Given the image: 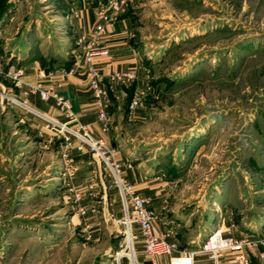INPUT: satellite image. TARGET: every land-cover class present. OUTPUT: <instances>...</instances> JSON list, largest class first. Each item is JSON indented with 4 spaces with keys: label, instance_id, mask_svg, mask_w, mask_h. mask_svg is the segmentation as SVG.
I'll return each mask as SVG.
<instances>
[{
    "label": "rangeland",
    "instance_id": "rangeland-1",
    "mask_svg": "<svg viewBox=\"0 0 264 264\" xmlns=\"http://www.w3.org/2000/svg\"><path fill=\"white\" fill-rule=\"evenodd\" d=\"M80 1L0 0L2 63L23 47L47 70H67ZM125 12L148 72L126 88L120 124L129 109L144 111L119 147L163 180L164 207L236 228V212H256L252 191L264 186V0H132ZM19 108L0 97V264H117L126 240L118 194L114 207L98 194L76 199L62 140L42 118L38 129L19 121Z\"/></svg>",
    "mask_w": 264,
    "mask_h": 264
},
{
    "label": "crops",
    "instance_id": "crops-1",
    "mask_svg": "<svg viewBox=\"0 0 264 264\" xmlns=\"http://www.w3.org/2000/svg\"><path fill=\"white\" fill-rule=\"evenodd\" d=\"M80 2L87 4V9L83 5L79 11H76L77 21H75V24L79 32L83 33L91 28L94 19L93 8L105 3L106 0ZM91 3L93 4L92 7L90 5ZM131 29L129 14L125 11L118 13L115 20L106 26L103 35V42L109 49L108 55L94 59L96 66L101 71L102 84L107 93V129H102V122L97 120L92 98L86 87L83 72L84 66L82 63H79L78 66L73 64L67 70L64 68H55L49 71L39 64L33 56L31 57V55L26 54L23 47L16 48L15 51L13 50L16 54L10 52L8 54L9 56H5L7 61H4V63H2V56H0V86L14 91L15 96L18 98L26 99L28 105L31 108L33 107L34 110L64 121L66 119L65 115L54 105L53 101H45L36 93L28 92L29 85H34L36 82H40L45 87L54 83L55 91L69 100L72 111L80 121L89 126L94 136L102 138L116 149V157L121 162V176L131 184L132 189L136 191L135 193L146 199L148 208L156 213L158 217L157 226L160 233L165 235L169 240H175L180 246V249H194L203 243L204 236L208 232L219 225L213 221H206L204 226H200L192 221V212L186 214L185 209L173 210V208L164 207L163 202L166 200L163 198V180L156 175H148L141 169L140 164H129V158L119 147L123 140L128 139L129 135L125 129L130 123L131 116L142 115L144 111L143 106L132 108L131 111L129 109L128 119L126 117L124 120L127 123L124 126L120 124L118 116H120L123 110H128L126 107L127 100H124V96L128 94L126 88L132 82L139 83V85L140 83L143 84L148 72L144 64L146 55L135 46ZM16 69L21 70L19 84H15L7 76V72H13ZM128 69L134 71L135 79L132 78L123 82H116L110 79L112 72ZM7 78L10 82L7 81ZM19 109V112L22 113L23 110L21 108ZM26 112L27 114L23 118L21 117L22 119L19 121L25 120L28 126L37 129L40 128L41 123H39V120L42 121L41 117L33 113V111ZM58 138L60 137L58 136ZM62 151L69 158V165L76 169L74 172L76 178L71 180V190L77 193L79 192L80 198H86L85 201L92 199L93 196L98 194L96 197L97 203H100L102 206H107V201H109L110 205L112 204L113 207L116 206L117 203H113V201L118 199L117 192L114 187H112L113 189L108 187V174H106L101 164L96 161L95 157L87 150L77 151L74 147L67 149L63 147ZM93 169L97 170L98 175L91 179V171ZM226 196L230 198L229 202H232L231 194L228 193ZM252 197H256L257 199H255L256 207H258V209H255L256 212L248 215L247 211H245L246 208L241 211L238 210L239 212H236V214L240 213L239 220L241 224H236V228L233 229L229 225V218L226 219V225L223 228L230 235L242 237L245 234H255L256 232L259 233L264 230V186L255 188L252 191ZM85 201L82 203H85ZM136 240L135 247L138 259L143 264H149L148 258L142 251V240L138 233ZM182 245L184 247H181ZM257 252L258 250H232L225 254L224 262L225 264H259ZM195 259L203 261L205 258L199 254ZM157 264H168V258L164 256L159 257Z\"/></svg>",
    "mask_w": 264,
    "mask_h": 264
},
{
    "label": "built area",
    "instance_id": "built-area-1",
    "mask_svg": "<svg viewBox=\"0 0 264 264\" xmlns=\"http://www.w3.org/2000/svg\"><path fill=\"white\" fill-rule=\"evenodd\" d=\"M132 0H106L94 9V20L88 31L81 33L76 39L74 49V65L82 63L84 66V79L86 87L90 92L92 103L95 108L97 120L102 122V129H107V93L102 84L100 69L96 66L94 59L106 56L109 53L108 47L103 42V35L106 26L111 24L118 13L124 12L126 6ZM1 71V68H0ZM21 70L7 72V76L19 84ZM110 79L116 82L128 81L134 78L133 70L114 71ZM58 84V83H57ZM55 84L48 87L40 82L29 85L28 92L36 93L45 101H53L54 105L65 115V120L60 121L56 118L44 115L31 108L26 99L16 98L9 91L0 90L1 99L14 102L21 108L37 114L44 121V127L53 135H57L62 140L65 149L74 147L77 151L87 150L101 164L106 174H108V187H114L118 194L121 208L120 222L124 223L125 246L115 252L118 256L117 264L121 257L128 259V264H143L138 259L135 251V241L137 234L133 233L136 228L142 240V251L149 260V264H157L159 257H167L168 264H225L224 256L227 252L236 249L247 251L258 250L257 257L259 264H264V230L255 234H245L242 237L225 235V228L219 225L198 247L194 249H180L175 240H169L161 234L158 229L157 215L147 206L146 199L139 196L132 189L131 184L121 176V162L116 157V150L107 141L94 136L89 126L80 121L72 111L71 104L66 97H62L55 91ZM137 102L132 101L130 108ZM66 164V173L73 176L75 167L69 165V158L62 151ZM91 179L98 175L96 169L91 171ZM76 199L79 200V192H74ZM113 215V213H111ZM127 248V250L125 249ZM203 255V261L196 260L197 255Z\"/></svg>",
    "mask_w": 264,
    "mask_h": 264
},
{
    "label": "trees",
    "instance_id": "trees-1",
    "mask_svg": "<svg viewBox=\"0 0 264 264\" xmlns=\"http://www.w3.org/2000/svg\"><path fill=\"white\" fill-rule=\"evenodd\" d=\"M42 64V63H41Z\"/></svg>",
    "mask_w": 264,
    "mask_h": 264
}]
</instances>
